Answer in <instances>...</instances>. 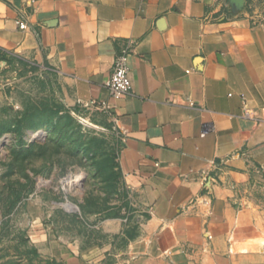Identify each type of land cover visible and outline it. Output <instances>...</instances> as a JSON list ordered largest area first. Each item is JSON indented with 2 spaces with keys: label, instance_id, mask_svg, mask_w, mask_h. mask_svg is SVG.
<instances>
[{
  "label": "crops",
  "instance_id": "crops-1",
  "mask_svg": "<svg viewBox=\"0 0 264 264\" xmlns=\"http://www.w3.org/2000/svg\"><path fill=\"white\" fill-rule=\"evenodd\" d=\"M0 50L107 102L122 136L124 196L81 264H264V0H0Z\"/></svg>",
  "mask_w": 264,
  "mask_h": 264
},
{
  "label": "rangeland",
  "instance_id": "rangeland-1",
  "mask_svg": "<svg viewBox=\"0 0 264 264\" xmlns=\"http://www.w3.org/2000/svg\"><path fill=\"white\" fill-rule=\"evenodd\" d=\"M3 130L0 264H81L124 196L115 120L73 103L46 64L0 51Z\"/></svg>",
  "mask_w": 264,
  "mask_h": 264
},
{
  "label": "built area",
  "instance_id": "built-area-1",
  "mask_svg": "<svg viewBox=\"0 0 264 264\" xmlns=\"http://www.w3.org/2000/svg\"><path fill=\"white\" fill-rule=\"evenodd\" d=\"M16 22L22 30H27L29 28L28 23L21 19H18ZM133 51V44L129 43L117 54L115 58L111 75L106 84L111 97L114 99H120L123 96L130 94L132 91L130 56ZM101 107L107 112L110 110V105L107 102H103ZM245 115L250 116V112L245 110ZM207 131L208 129H206L204 133Z\"/></svg>",
  "mask_w": 264,
  "mask_h": 264
},
{
  "label": "water",
  "instance_id": "water-1",
  "mask_svg": "<svg viewBox=\"0 0 264 264\" xmlns=\"http://www.w3.org/2000/svg\"><path fill=\"white\" fill-rule=\"evenodd\" d=\"M231 5L235 8V10H240L244 6V0H230Z\"/></svg>",
  "mask_w": 264,
  "mask_h": 264
},
{
  "label": "trees",
  "instance_id": "trees-1",
  "mask_svg": "<svg viewBox=\"0 0 264 264\" xmlns=\"http://www.w3.org/2000/svg\"><path fill=\"white\" fill-rule=\"evenodd\" d=\"M0 51H1V50H0ZM1 52H2V51H1ZM5 132H6V131H4V130L0 132V138L2 137V135H3ZM78 217L80 218L81 216H78Z\"/></svg>",
  "mask_w": 264,
  "mask_h": 264
}]
</instances>
